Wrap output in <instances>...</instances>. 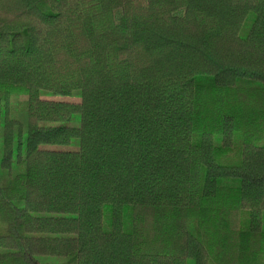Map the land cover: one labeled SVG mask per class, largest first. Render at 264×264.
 <instances>
[{"label":"trees","instance_id":"16d2710c","mask_svg":"<svg viewBox=\"0 0 264 264\" xmlns=\"http://www.w3.org/2000/svg\"><path fill=\"white\" fill-rule=\"evenodd\" d=\"M0 169V264H264V0H0Z\"/></svg>","mask_w":264,"mask_h":264},{"label":"rangeland","instance_id":"374dc122","mask_svg":"<svg viewBox=\"0 0 264 264\" xmlns=\"http://www.w3.org/2000/svg\"><path fill=\"white\" fill-rule=\"evenodd\" d=\"M79 92L77 94H73L71 96H54L50 93H46L45 97L49 99H62L70 102H77L79 101ZM79 122V116L75 114L72 118V120L69 122L71 125H77ZM72 147V146H71ZM5 179V172L0 169V183Z\"/></svg>","mask_w":264,"mask_h":264}]
</instances>
